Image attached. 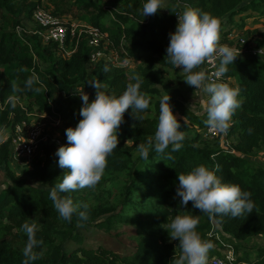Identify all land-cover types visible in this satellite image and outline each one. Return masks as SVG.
<instances>
[{"label": "trees", "instance_id": "trees-1", "mask_svg": "<svg viewBox=\"0 0 264 264\" xmlns=\"http://www.w3.org/2000/svg\"><path fill=\"white\" fill-rule=\"evenodd\" d=\"M50 2L54 15H67L97 28L105 38L97 48L89 46L82 36L66 40L62 47L53 42L41 47L36 40L38 35L29 38L15 31L21 23L20 15L31 17L37 3L0 0V131L15 123L29 122L37 111L61 119L64 126L60 133L67 144L66 128L75 127L81 119L79 94L83 90L89 101L95 98L94 88L87 85L90 80L107 85L108 94L119 96L129 83H134L131 77L139 75L143 81L140 92L150 97V107L135 113L137 118L131 109L125 112L118 130V147L108 156L107 167L95 189L62 193L74 203L89 205V218L83 226L75 215L71 222L63 220L49 199L50 189L60 182L65 171L58 166L54 143H41L31 166L21 170L25 177L10 172L9 142L0 144V165H4L11 181L0 188V264H23L27 236L21 226L26 221L37 224L36 238L42 242L34 249L39 258L31 264H173L180 249L178 240H171L166 230L176 215L185 214L200 218L198 233L213 243L208 259L217 257L224 264H264V247H257L252 257L248 251L238 254L239 241L264 234V56L245 54L227 66L224 76L234 80L236 86L230 87L239 88L242 106L224 134V147L202 137L205 111L186 105L180 91L165 75L179 71L165 56L178 11L191 7L220 19V43L232 45L229 35L234 29L243 28V24L233 22V17L251 10L264 18V0H174L167 9L145 17L142 9L146 0ZM247 36L253 49L264 48V22L260 29L248 30ZM95 49L105 54L114 52L119 60L131 59L138 64L128 70L113 62L108 54L106 58L91 60ZM66 51L70 53L67 55ZM37 61L46 63L47 68L40 69ZM105 66L109 71H104ZM32 73L39 79L29 89L25 82ZM13 81L22 91H12ZM168 94L172 112L184 133L182 147L172 151L170 145L164 153L152 150L145 160L137 145L154 136L160 100ZM169 155L173 159H168ZM198 165L212 169L223 183L236 184L250 192L253 211L237 218L209 217L193 208L191 202L182 208L176 195L178 174H186ZM28 177L37 184L27 183ZM120 224L129 227L135 237L132 251L119 254L103 245H82L85 230L110 233ZM70 242L76 245L72 249L66 248ZM226 251L233 253L231 261L226 260Z\"/></svg>", "mask_w": 264, "mask_h": 264}, {"label": "clouds", "instance_id": "clouds-1", "mask_svg": "<svg viewBox=\"0 0 264 264\" xmlns=\"http://www.w3.org/2000/svg\"><path fill=\"white\" fill-rule=\"evenodd\" d=\"M161 9H167L165 0H146L142 15H154ZM176 17L177 24L175 31L169 34L165 56L174 68L181 69L183 80L188 86L202 89L207 94L204 122L208 129L226 135L234 113L242 106V99L239 88L230 87L222 82V79L228 70L227 66L233 64L240 56V49L220 43V19L191 7H186ZM206 63L216 69L214 79L209 77L206 71L200 70ZM104 71H109L107 66ZM38 79L36 74L32 73L25 86L31 89ZM131 80L134 83H129L119 96L108 94L105 91L107 85H102L97 80L87 82V85L95 90L94 99L89 101L88 94L83 90L79 94L82 100L79 109L81 119L75 127L66 128L68 143L56 150L58 166L65 171L60 182L51 188L49 193L54 209L65 221L71 222L75 215L78 218L77 223L83 226V222L89 218V205L84 202L74 203L70 196L62 193L84 188L95 189L107 167L108 156L118 147V130L124 122L125 112L131 109L135 116V113H142L150 107V97L140 92L143 82L141 77L133 75ZM11 88L14 93L22 91L16 81L12 82ZM35 90L39 91V88ZM11 99L15 106V98ZM180 128V121L170 106V96L165 95L160 100L154 136L149 137L146 143L137 145L141 158L147 160L152 150L164 153L170 145L172 151L181 149L184 133ZM168 159L173 157L169 155ZM178 181L176 195L180 197L182 208L191 202L193 208L209 217L230 215L237 218L251 213L255 207L250 199V192L242 190L239 185L223 183L220 177L205 165H198L186 174H178ZM199 219L198 216L188 214L176 215L168 224L166 231L169 238L178 240L180 249L178 257L173 259V264H207L208 253L214 245L198 233ZM21 228L27 236L23 249V264H31L39 258L34 249L42 243L36 238L38 226L35 222L26 221Z\"/></svg>", "mask_w": 264, "mask_h": 264}, {"label": "rangeland", "instance_id": "rangeland-1", "mask_svg": "<svg viewBox=\"0 0 264 264\" xmlns=\"http://www.w3.org/2000/svg\"><path fill=\"white\" fill-rule=\"evenodd\" d=\"M17 4H22V3H28V2H34L37 3L38 7H43L49 11H52L53 4L50 2V0H14ZM174 0H165V6L167 5H173ZM255 12L253 11H247L244 12L243 14H240L238 16L233 17V22L236 24H243L242 30H237L234 29L231 33V36L229 37L232 41L233 44H225L223 43L222 45H227L233 49H240V56H243L245 54H248V51L253 49L252 47V42L250 41L251 39L248 38L247 32L248 30H254L256 28H261L262 23L264 22V18L260 15H254ZM62 21L66 22L67 24L75 25L76 31H79L83 29V26L79 21L73 20L71 17L67 15H58ZM21 23L18 24L15 28V31L18 32L20 35H25L28 36L29 38L32 36L35 26L32 21V17H27L25 14L20 15ZM223 22H225V19H223ZM19 28V29H18ZM18 34V33H17ZM39 39V40H38ZM244 39V43L240 44L239 40ZM39 44V46L43 47L45 43H43V40L38 37L36 39ZM41 43H40V42ZM36 44V46H38ZM65 54L68 55V51L65 52ZM108 54V55H107ZM108 57L113 62H117L118 65L124 66L126 69L131 70L135 68V66L138 64V62L127 59L126 61H121L119 60V57L114 53V52H108L106 53ZM38 66L40 69H46L47 64L42 62V61H37ZM202 70V69H200ZM167 77L171 79V85L177 90L180 91L182 94V98L185 99L184 102L188 106H192L194 110H201L204 111V105L207 100V94L202 90V89H193L192 87L188 86L183 78L184 74L182 73L181 69L179 68V71L177 74H172L167 72L165 73ZM229 86H236L235 82L232 79H228L225 81ZM199 110V112H201ZM30 125H40L41 126V135H40V142H49V143H54L56 144L57 148L61 145H66V143H63L62 137L60 130L64 126L63 122L61 121L60 118L57 116H51V115H46L42 114L41 112H35L31 120L26 123ZM199 131V129H198ZM12 134V129L11 127H8L7 129H4L3 131H0V144L4 143L6 141L9 142L10 144V138ZM212 142H218L222 147H224L225 141L224 139L221 138H215V139H210ZM227 146V145H226ZM39 149V148H38ZM37 149V150H38ZM36 150V151H37ZM37 155V152H35L33 155L28 156V158H23V159H15L11 157L9 160L10 164V172L14 173L15 176H24L23 173H21V170L25 166H31L32 162V157ZM258 156L261 157V154ZM264 161V158H262ZM18 166L19 169L16 167ZM27 183L36 185L37 182L35 180H32L31 178H26ZM10 176L8 174V171L5 169L4 165H0V188L5 187L8 183H10ZM109 187H111L109 185ZM126 225H118L111 229L110 233H107L106 231L100 229H91V231H84V240L82 242L83 246L87 247H92L96 248L99 245H103L107 248H110L114 250L115 252L122 254L123 252L128 253L133 250L134 245L136 244L135 237L132 235V231L128 229ZM119 233V235H115V233ZM239 251L238 254H241L242 251H248L251 252V257L254 255V251L257 247H264V234L258 235V236H253L247 240L244 241H239ZM76 245L72 242L66 244V248L72 249ZM225 257L226 260L231 261L232 258L234 257L233 253L231 251H226L225 252ZM220 259V258H219ZM224 262L223 259H221ZM210 259H208L207 264H209Z\"/></svg>", "mask_w": 264, "mask_h": 264}, {"label": "built area", "instance_id": "built-area-1", "mask_svg": "<svg viewBox=\"0 0 264 264\" xmlns=\"http://www.w3.org/2000/svg\"><path fill=\"white\" fill-rule=\"evenodd\" d=\"M182 10L176 13V16L180 15ZM32 21L35 26L33 34L38 35L43 40V43L53 42L58 44V46H64L66 40H72L76 37L78 40L81 36L88 41V45L94 48H97L100 44V41L105 38V35L102 34L97 28L91 27L84 23H81L83 29L76 31L75 25L67 24L62 21L58 15H54L51 11L43 8L36 7L32 12ZM19 29V28H18ZM19 34V31L17 32ZM20 35V34H19ZM244 39H240L239 43L243 44ZM237 49V48H236ZM261 49V56H264V48L251 49L248 53L252 56L259 55V50ZM70 52H68L69 54ZM241 53V52H240ZM91 60H97L99 58H106V54L95 49L90 55ZM202 70L211 78L214 77V72L216 69L210 64H204L201 67ZM230 78L224 76L222 82H225ZM28 122L22 121L21 123H15L12 125V134L10 138L9 150L11 156L15 159L28 158V156L33 155L36 150L40 147V135H41V126L34 124H26ZM202 137L204 139L210 140L215 138H223L224 134L215 133L208 129L205 125L201 129ZM56 145V144H55ZM209 264H224L223 261L217 257L211 258Z\"/></svg>", "mask_w": 264, "mask_h": 264}, {"label": "crops", "instance_id": "crops-1", "mask_svg": "<svg viewBox=\"0 0 264 264\" xmlns=\"http://www.w3.org/2000/svg\"><path fill=\"white\" fill-rule=\"evenodd\" d=\"M232 34V33H231ZM231 34L229 35V37L231 36ZM234 81V80H233Z\"/></svg>", "mask_w": 264, "mask_h": 264}]
</instances>
